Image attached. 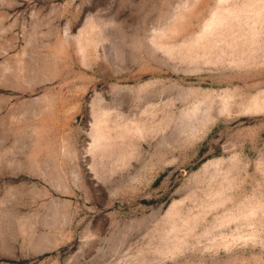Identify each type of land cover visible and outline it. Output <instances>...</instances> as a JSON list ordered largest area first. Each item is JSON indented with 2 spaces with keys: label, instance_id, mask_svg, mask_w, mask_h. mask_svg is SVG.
Segmentation results:
<instances>
[{
  "label": "rangeland",
  "instance_id": "rangeland-1",
  "mask_svg": "<svg viewBox=\"0 0 264 264\" xmlns=\"http://www.w3.org/2000/svg\"><path fill=\"white\" fill-rule=\"evenodd\" d=\"M0 264H264V0H0Z\"/></svg>",
  "mask_w": 264,
  "mask_h": 264
}]
</instances>
